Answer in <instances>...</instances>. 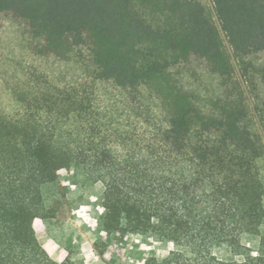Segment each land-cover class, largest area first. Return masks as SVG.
<instances>
[{"label":"trees","instance_id":"1","mask_svg":"<svg viewBox=\"0 0 264 264\" xmlns=\"http://www.w3.org/2000/svg\"><path fill=\"white\" fill-rule=\"evenodd\" d=\"M72 166L143 264H264V0H0V264H76L34 228Z\"/></svg>","mask_w":264,"mask_h":264},{"label":"rangeland","instance_id":"2","mask_svg":"<svg viewBox=\"0 0 264 264\" xmlns=\"http://www.w3.org/2000/svg\"><path fill=\"white\" fill-rule=\"evenodd\" d=\"M103 190L101 181L87 179L76 166L60 172L56 199L58 213L55 218L46 220L50 233L68 247V256L76 264H143L160 252L162 248L150 236L107 234L102 230ZM260 233L264 236V224ZM168 249L163 247V251ZM219 256L225 260L239 258L233 256L229 248H224Z\"/></svg>","mask_w":264,"mask_h":264},{"label":"crops","instance_id":"3","mask_svg":"<svg viewBox=\"0 0 264 264\" xmlns=\"http://www.w3.org/2000/svg\"><path fill=\"white\" fill-rule=\"evenodd\" d=\"M104 192V190H103ZM103 195V193H102ZM36 236L40 244L45 248L49 256L57 262L64 261L68 256L67 248L62 242L57 240L48 229L46 219L37 218L34 220Z\"/></svg>","mask_w":264,"mask_h":264}]
</instances>
